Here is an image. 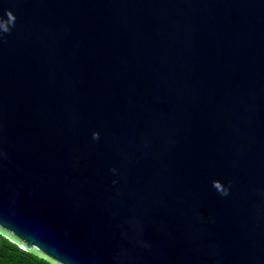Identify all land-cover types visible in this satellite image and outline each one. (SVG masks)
I'll use <instances>...</instances> for the list:
<instances>
[{
  "label": "water",
  "instance_id": "1",
  "mask_svg": "<svg viewBox=\"0 0 264 264\" xmlns=\"http://www.w3.org/2000/svg\"><path fill=\"white\" fill-rule=\"evenodd\" d=\"M0 233L264 264V0H0Z\"/></svg>",
  "mask_w": 264,
  "mask_h": 264
},
{
  "label": "trees",
  "instance_id": "2",
  "mask_svg": "<svg viewBox=\"0 0 264 264\" xmlns=\"http://www.w3.org/2000/svg\"><path fill=\"white\" fill-rule=\"evenodd\" d=\"M0 264H52L0 233Z\"/></svg>",
  "mask_w": 264,
  "mask_h": 264
},
{
  "label": "clouds",
  "instance_id": "3",
  "mask_svg": "<svg viewBox=\"0 0 264 264\" xmlns=\"http://www.w3.org/2000/svg\"><path fill=\"white\" fill-rule=\"evenodd\" d=\"M8 15H11V13H8Z\"/></svg>",
  "mask_w": 264,
  "mask_h": 264
}]
</instances>
